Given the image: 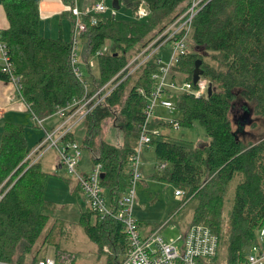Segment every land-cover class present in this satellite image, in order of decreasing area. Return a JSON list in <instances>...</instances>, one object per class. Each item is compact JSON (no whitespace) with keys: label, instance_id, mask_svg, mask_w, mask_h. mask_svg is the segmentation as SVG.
Here are the masks:
<instances>
[{"label":"trees","instance_id":"16d2710c","mask_svg":"<svg viewBox=\"0 0 264 264\" xmlns=\"http://www.w3.org/2000/svg\"><path fill=\"white\" fill-rule=\"evenodd\" d=\"M67 2L71 6L73 0ZM120 2L134 12L145 5L150 10L149 21H126L98 14L97 22L92 24L91 16L83 17L87 30L80 35L86 38L85 52L96 53L108 40L112 42L108 52L98 54L100 76L94 79V87L87 89L86 80L76 74L71 62L74 42L65 40L62 34L53 38L41 33L37 1L1 0L8 26L0 31L15 73L21 78V99L33 116L47 119L58 108L82 98L87 90L94 91L106 84L157 29L185 9L188 0ZM67 14L74 25L71 11ZM191 39L192 49L176 66L178 75L191 80L195 63L201 59L202 75L209 81L211 92L206 97L175 93L173 101L183 113V117L177 118L181 127H192L199 121L210 140L189 148L163 138L167 135L161 133L145 152L153 149L156 153L154 177L175 184L186 195L184 202L197 198L190 225L211 227L219 236V247L227 242L226 264H242L258 242L257 233L264 224V138L245 143L240 136L245 131V118L235 127L231 114L237 102L244 101L264 118V0L208 1L196 15ZM150 71L146 67L140 69L84 118L86 133L81 148L92 152V165L102 164L101 185L111 206L130 186V157L138 143L147 103L138 87L150 88ZM8 79L0 66V80ZM118 108L123 129L120 145L99 136L103 122L113 117ZM168 125L173 128L165 119L151 122L153 128ZM67 139L76 141L75 133L71 132ZM30 152L26 125L6 122L0 144V264H33L40 259L38 252L32 259L28 256L49 222L48 209L53 204L46 196L50 173L42 169L40 161L28 162ZM161 163L166 166L160 168ZM237 174H241V180L236 185L226 230L224 197ZM77 188L82 190L79 184ZM94 214L96 220L92 222ZM57 223L63 227V223ZM80 223L100 251L110 248L106 264L125 263L129 243L120 220L101 219L89 206L81 214ZM56 233L57 227L53 225L43 244L57 245ZM217 255L200 259V264H214ZM60 256L59 252L54 256L57 264H84L72 256Z\"/></svg>","mask_w":264,"mask_h":264},{"label":"built area","instance_id":"2783aa9c","mask_svg":"<svg viewBox=\"0 0 264 264\" xmlns=\"http://www.w3.org/2000/svg\"><path fill=\"white\" fill-rule=\"evenodd\" d=\"M75 1L70 6L71 15L75 18L74 43L71 62L78 76H82L76 58V40L78 35L87 30L84 16H91L92 24L97 22V15L107 10L105 0L97 2L94 6L81 12ZM210 0H188L185 9L173 20L158 29L142 47L138 48L130 56L127 65L122 68L106 84L94 91H89L82 98L74 99L67 106L58 108L56 114L62 119V123L52 130H47L45 135L26 157L30 164L40 161L43 154L51 148H57L59 153V165L66 166L70 175L75 176L90 206L97 211L101 219L115 218L124 226L129 243V253L124 264H200V259H210L217 255L219 250V236L211 227L205 224L190 225L186 232L177 238L167 240L161 233L165 226L143 235L140 223L134 215V204L137 196V184L142 179L141 156L147 148H150L153 138L160 135V128H153L151 122L154 119H165L173 129L181 128L177 118L166 119L158 109H176L173 101L175 93L189 92L196 97H206L209 94L210 84L203 75L194 83L178 75L176 66L192 49L193 23L200 9ZM143 7V6H142ZM141 7V8H142ZM144 7H146L144 5ZM141 8L138 16L145 14ZM147 8V7H146ZM147 12L150 10L147 8ZM0 66L8 74V81L18 91L22 88L21 78L15 73L11 61L8 45L3 40L0 31ZM146 67L151 69L150 78L153 80L150 88L139 86L138 91L147 99L144 110V121L140 125L139 138L136 149L130 157L131 179L127 191L118 199L115 206H111L104 187L101 185L102 164H93L89 170L78 169L83 153L81 145L77 141L67 139L73 132V127L84 120L86 115L95 107H98L108 95H110L122 82ZM88 89V88H87ZM35 119H38L34 115ZM41 123L42 120L38 119ZM166 163H161L164 168ZM177 195H183L182 190L177 189ZM0 193V198H1ZM258 242L252 246L250 254L242 264H264V224L259 230ZM15 264V263H8ZM33 264H57L55 257L45 256ZM61 264H65L64 262Z\"/></svg>","mask_w":264,"mask_h":264},{"label":"rangeland","instance_id":"374dc122","mask_svg":"<svg viewBox=\"0 0 264 264\" xmlns=\"http://www.w3.org/2000/svg\"><path fill=\"white\" fill-rule=\"evenodd\" d=\"M103 0H76L75 6L84 12L86 8H92L95 3L102 2ZM88 5V6H86ZM107 10L101 14L105 17L114 16L120 20L126 21H149V13L146 7L141 10L145 14L138 16L139 13L134 12L132 9L121 3L120 9L113 7V0H105ZM51 16L42 18L40 20V30L42 34L47 33V37H58L59 22L52 24L49 19ZM65 29L63 37L67 41H74L75 32L74 25L67 17L64 18ZM158 30V29H157ZM112 42L108 40L96 53H87L84 51L86 46V38L78 35L76 40V58L78 60V67L83 78L86 80L87 88L94 87V79L100 76V66L98 60L99 53H106L110 49ZM206 59L209 60L208 56ZM175 101V99H174ZM115 115L110 119L103 122L99 136L111 143L120 145L123 142V129L120 127V114L119 108L115 109ZM159 113L166 119L183 117L181 110L176 108L174 111L168 109H158ZM247 120L244 118L247 116ZM23 121L26 125V134L28 145L33 150L39 142L40 137H43L47 130H52L62 123L59 115L43 119L40 123L38 119L33 118L32 113L26 112ZM232 120L235 127H238V122L245 123L244 134L240 133L245 143L257 142L264 138V118L255 114L253 105L244 101H239L235 105L232 114ZM246 121V122H245ZM17 123V122H16ZM20 123V122H18ZM85 120H82L73 127V132L76 136V141L81 145L86 133ZM164 136L163 138L184 144L192 148L201 143L208 142L210 137L206 132L204 126L199 122H194L192 127H181L175 130L172 127L162 126L160 128ZM41 167L44 171L50 173V179L47 186L46 196L52 202V208L48 209L50 215L49 222L42 232L39 240L36 242L32 252L28 258L32 259L33 255L38 252V257L52 256L54 257L59 252L60 258H76L80 263L84 264H106L107 257L110 255L109 247L103 251L99 250L98 244L87 234L85 226L80 223L81 214L88 208L86 198L83 193L76 189L75 176L69 174L66 166L59 167V153L57 148H51L46 151L40 159ZM92 152L88 148H83V153L80 159L78 169L81 171L89 170L92 166ZM156 164V153L153 149L148 150L141 156V169L143 173L142 180L137 184V196L134 204V215L143 222H166L170 215L174 217L176 222L174 228L166 227L163 231V236L167 240L177 238L182 228L192 222L195 209L198 205L197 198H189L186 202V195H176L177 186L167 181H161L154 177ZM241 180V174H237L229 183L228 189L224 197V228L227 230L228 221L235 196V189L238 182ZM1 192V191H0ZM106 199L107 195H106ZM138 203V204H137ZM137 204V205H136ZM92 222H95L96 215L92 217ZM146 221H145V220ZM58 222L63 223L60 228ZM56 225L57 227V245L43 244L44 238L50 228ZM177 227L176 230H174ZM147 229L143 228L142 232L145 233ZM225 230V231H226ZM260 235L258 231L257 236ZM264 247V242L261 241ZM228 258V245L223 241L220 244L217 258L214 264H226ZM62 260V259H61Z\"/></svg>","mask_w":264,"mask_h":264},{"label":"crops","instance_id":"0c3cea01","mask_svg":"<svg viewBox=\"0 0 264 264\" xmlns=\"http://www.w3.org/2000/svg\"><path fill=\"white\" fill-rule=\"evenodd\" d=\"M36 1L39 4L41 19L42 18L44 19L48 16H51L49 19L51 20L52 24H56V26H57L58 25L57 22L60 23L59 24V32H60V34H62L64 32V29H65L63 19L68 17L71 20L70 15L67 14V13H69V10H70V3L67 2V0H36ZM86 6H88V5H86ZM71 22H72V20H71ZM7 26H8V20H7V17L5 15V12H4L3 6L1 4V0H0V30L6 28ZM44 35L46 36L47 33L44 32ZM26 112H29L27 110V106L23 102V100L20 98L19 93H18V91L15 90L14 86L7 80H0V144L2 141V133H3L4 124L6 122H17V123L20 122V123L25 124V121H23L24 120L23 117L25 116L24 114ZM33 118H34V116H33ZM40 138H42V137H40ZM155 166H156V164H155ZM59 167H62V166L59 165ZM142 175H143V173H142ZM74 182L76 185V189L78 191H80L81 193H83L82 190H79L77 188V185H78L77 181H74ZM83 195L86 198L84 193H83ZM86 201H87V204L90 206L87 198H86ZM137 219L140 223L141 232H142L143 228L147 229L145 231V233L142 232L143 235H148L150 232L158 229L159 226L165 224V226L160 230L162 235H163V231L165 230L166 227L167 228L168 227L174 228V226L177 225V224H175L176 222H174V217L172 218V214L170 215V217L168 218V220L166 222H161V221L160 222L159 221L158 222H154V221H148L147 222L145 219L144 220L146 222H143L139 218H137ZM190 224L191 223H189L188 226L182 228L179 232V235L184 234L186 232V230L189 228ZM176 229H177V227L174 230H176Z\"/></svg>","mask_w":264,"mask_h":264},{"label":"water","instance_id":"95a60500","mask_svg":"<svg viewBox=\"0 0 264 264\" xmlns=\"http://www.w3.org/2000/svg\"><path fill=\"white\" fill-rule=\"evenodd\" d=\"M113 7L115 9H120V7H121L120 0H113ZM201 64H202V60L201 59H198L196 61V63H195V70H194V73H193V81H194V83H196L199 80L200 76L203 74V70L201 68ZM210 92H211V87L209 88V94H210ZM246 115L247 116L245 117V119L247 120V118L250 115L249 112H247ZM242 124L244 125L245 123H242Z\"/></svg>","mask_w":264,"mask_h":264}]
</instances>
